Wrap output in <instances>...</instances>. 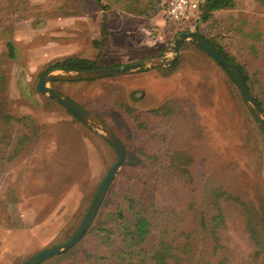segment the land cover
<instances>
[{"label": "rangeland", "instance_id": "1", "mask_svg": "<svg viewBox=\"0 0 264 264\" xmlns=\"http://www.w3.org/2000/svg\"><path fill=\"white\" fill-rule=\"evenodd\" d=\"M86 2V10L80 15H63L69 0H27L24 18L0 24V54L7 41L15 46V57L6 67L4 95L11 100L15 114H32L46 125L22 158L0 174V264H19L70 238L116 159L113 148L94 129L36 90L44 65L70 56L95 61L99 67L128 64L158 54L173 35L167 40L158 37L163 31L156 25L159 16L154 14L162 9L163 2L150 11L151 17L122 10L113 0H102L104 6L97 0ZM130 4L137 6L135 1ZM162 11L172 33L197 26L206 29L199 20L171 22L165 9ZM214 19L220 22L218 41L231 53L238 55L242 47L252 43L264 51V0H237L234 8L215 11ZM241 20L247 21L244 29L254 34L231 28ZM133 25L140 29L127 33ZM145 26L152 27L149 36ZM103 27L106 39L99 43ZM258 29L260 34H256ZM212 33H217L216 28ZM132 34H138L135 38L141 47L126 46L128 40L123 44ZM181 51L183 61L169 74L156 66L134 74L49 85L104 121L123 143L126 156L134 150L135 131L115 102L149 108L169 99L173 110L169 122L152 124V132L164 134L163 147L191 155L194 183L205 194L214 185L250 196L261 188L264 191V132L257 130L261 143L258 160L251 147L242 146L251 142L244 138L249 110L244 100L232 93L235 87L230 88L226 73L192 46ZM133 159L129 162L134 163ZM171 198L178 207L183 196L175 193ZM229 234L230 245L246 255L244 240L233 230Z\"/></svg>", "mask_w": 264, "mask_h": 264}, {"label": "trees", "instance_id": "2", "mask_svg": "<svg viewBox=\"0 0 264 264\" xmlns=\"http://www.w3.org/2000/svg\"><path fill=\"white\" fill-rule=\"evenodd\" d=\"M113 1L122 10L139 14H148L156 4L163 2L165 6L166 3V0ZM131 1H135L137 6L132 7ZM97 2L104 6L102 0ZM236 2L201 0L193 22L199 20L206 25L204 31L198 26L195 30L238 67L264 115V51L252 43L242 47L245 54L241 48L236 55L218 41L220 22L214 19V12L232 9ZM26 6L27 0H0V24L24 18L27 15ZM86 6V0H69L62 14L80 15ZM242 20L240 24H231V28L245 35L254 34L244 29L247 21ZM214 28L216 34L212 33ZM105 30L103 27L99 43L106 39ZM187 30L178 29L175 34ZM256 34H260L259 29ZM190 46L212 59L193 41H186L180 44L179 55L170 65L157 68L169 74L183 61L181 50ZM14 57L15 46L7 41L5 51L0 54V174L22 158L27 146L29 148L34 140L40 138L46 127L32 114H15L11 100L4 95L6 67ZM216 63L226 73L230 88L235 87L232 93L235 91L243 102L231 73ZM94 67H99L95 61L70 56L61 62L45 64L40 74L53 69ZM48 99L55 102L51 97ZM115 106L134 127V150L131 156L129 153L126 156L123 167L107 189L93 223L80 240L71 248L38 264H264L263 189L261 193H256V187L255 193L250 196L246 192L236 193L222 185H214L205 194L194 183L189 167L191 155L176 148L163 147L164 134L152 132V124L169 122L168 118L173 113L169 99L149 108H135L124 101H116ZM66 111L83 123L71 111ZM247 116L244 138L251 139V142L245 141L242 146L251 147L259 160L261 143L257 132L261 130L248 111ZM131 157L134 163L129 162ZM175 193L183 196L178 207L174 206L171 198V194ZM176 208H179L178 212ZM230 230L248 246L246 255L230 245Z\"/></svg>", "mask_w": 264, "mask_h": 264}, {"label": "water", "instance_id": "3", "mask_svg": "<svg viewBox=\"0 0 264 264\" xmlns=\"http://www.w3.org/2000/svg\"><path fill=\"white\" fill-rule=\"evenodd\" d=\"M185 41H193L207 55H209L212 59H214L231 73L252 118L258 127L264 132V115L255 103L241 71L234 63L227 60L216 49H214L206 41L203 35L196 30H188L177 33L158 54L138 60L136 62L116 66L94 67L90 69H53L45 71L38 77L36 81V90L56 100L60 105L77 116L83 123L94 129L113 148L116 154V159L101 180L94 196L89 203L85 215L83 216L73 235L61 243L46 248L24 259L19 264H38L71 248L80 240L84 232L93 223L107 189L123 166L126 156V150L123 143L104 121H102L91 111L79 105L77 102L53 89L49 84L57 81H89L111 76L138 73L156 66H168L177 57L180 44ZM261 174L264 185V142L262 149Z\"/></svg>", "mask_w": 264, "mask_h": 264}, {"label": "built area", "instance_id": "4", "mask_svg": "<svg viewBox=\"0 0 264 264\" xmlns=\"http://www.w3.org/2000/svg\"><path fill=\"white\" fill-rule=\"evenodd\" d=\"M201 0H166L164 9L171 22L194 21ZM164 5V4H163Z\"/></svg>", "mask_w": 264, "mask_h": 264}, {"label": "crops", "instance_id": "5", "mask_svg": "<svg viewBox=\"0 0 264 264\" xmlns=\"http://www.w3.org/2000/svg\"><path fill=\"white\" fill-rule=\"evenodd\" d=\"M162 9H164V5H163V3H162ZM162 9H159V10H157V12H155V16H159V18H158V20L156 21V25H158L159 27H160V29H162V31H163V34H159V38H161V40L164 38V40H167L169 37V34H173L171 37H170V39H168L167 40V42H165V44H164V46H166L169 42H170V40H171V38H173L176 34H175V32L174 33H172L171 31H170V29H167V26H166V24L165 23H167V21L165 20V17H162V15H161V12H163L162 11ZM163 15H164V13H163ZM136 16H138V15H136ZM151 16H153V14L151 13V12H149L147 15H146V17H151ZM143 17V16H142ZM137 21V20H136ZM125 22H128V21H125ZM131 23V22H130ZM129 23V24H130ZM123 24H125L124 23V21H123ZM128 24V25H129ZM145 27H147V26H145ZM140 29V27L137 25H133V27L132 28H129V30H128V32L127 33H129V32H131V30L132 29ZM152 27H147V29L145 28V33L148 35H150V33H149V31H150V29H151ZM135 30H132V31H135ZM148 35V36H149ZM138 37V34L137 35H131V36H126V39H124V41H123V44H124V42H125V40H128V41H130V43L128 44V45H126V46H130V45H134V44H137V46H140L141 47V45L140 44H138L140 41L138 40V38H135V37ZM143 39V38H142ZM186 42V41H185ZM164 49V48H163ZM166 67V66H165ZM134 74V73H133ZM162 103V102H161Z\"/></svg>", "mask_w": 264, "mask_h": 264}]
</instances>
